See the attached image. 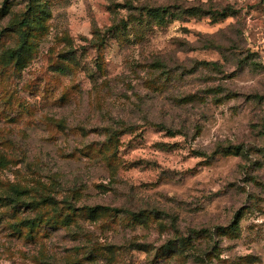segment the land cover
I'll return each instance as SVG.
<instances>
[{
  "label": "rangeland",
  "instance_id": "obj_1",
  "mask_svg": "<svg viewBox=\"0 0 264 264\" xmlns=\"http://www.w3.org/2000/svg\"><path fill=\"white\" fill-rule=\"evenodd\" d=\"M179 1L0 0V195L76 209L0 203V264H264V0Z\"/></svg>",
  "mask_w": 264,
  "mask_h": 264
},
{
  "label": "trees",
  "instance_id": "obj_2",
  "mask_svg": "<svg viewBox=\"0 0 264 264\" xmlns=\"http://www.w3.org/2000/svg\"><path fill=\"white\" fill-rule=\"evenodd\" d=\"M169 6H144L142 7L140 11V16H143L146 18V20L149 23H153L154 25H165L170 19H183L187 17H194V18H200L202 16H210L215 20H220L225 17H227L231 10L229 8H222V9H212V8H205L203 6V3L200 4H195V3H186L185 0H180L178 5H175L173 7V10H171ZM28 21L25 20L23 21L22 25H27ZM118 29V28H117ZM94 35H98L99 31L96 30L93 32ZM27 38L23 36L21 38V43L18 45L15 51H17V54L25 51L27 48ZM14 51L10 53V56H13ZM207 65H217L216 63H208L206 62ZM63 69V68H60ZM169 133L173 134V131L171 132L169 130ZM171 134V135H172ZM233 153H236L233 152ZM6 159L0 157V162L4 163ZM10 189V194L7 196L3 197L0 195V203L9 205L12 207H18L22 206L24 208H29V209H34V208H40L42 205L46 204L49 205L52 210L54 211L53 217H63L64 219H67V215H63L62 210L66 206L67 210L71 211L70 209L76 210L73 206H71L69 203L65 202V206L63 208L57 209V201L54 200L52 196H37L33 198H28L24 196V190L19 188L15 184H10L9 185ZM84 209H78V210H85V212L89 216H94L96 214H99L101 212H106L107 207L101 206V205H95L92 207H83ZM133 216H136L137 218L140 217L139 214H133ZM24 221V220H23ZM32 221H27L26 226H33ZM13 225V224H12Z\"/></svg>",
  "mask_w": 264,
  "mask_h": 264
}]
</instances>
